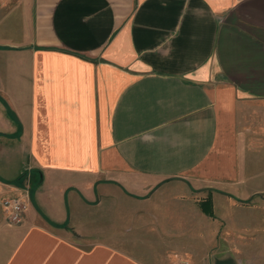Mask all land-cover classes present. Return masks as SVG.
<instances>
[{
  "label": "crops",
  "instance_id": "0c3cea01",
  "mask_svg": "<svg viewBox=\"0 0 264 264\" xmlns=\"http://www.w3.org/2000/svg\"><path fill=\"white\" fill-rule=\"evenodd\" d=\"M260 144L264 0H0V264H264ZM115 194L178 247L78 233Z\"/></svg>",
  "mask_w": 264,
  "mask_h": 264
},
{
  "label": "rangeland",
  "instance_id": "374dc122",
  "mask_svg": "<svg viewBox=\"0 0 264 264\" xmlns=\"http://www.w3.org/2000/svg\"><path fill=\"white\" fill-rule=\"evenodd\" d=\"M259 150L258 155H247V157L248 165H256L261 169L264 168L263 144H260ZM113 196V200L109 201L99 197L96 203L84 205L83 209L79 211L78 217L73 215V218L76 217L78 221L75 224L74 219L72 226L74 225L80 230L78 233L94 236L88 240L89 242L109 243L113 245L111 247L124 249L127 252L131 251L133 255L140 256L139 259L151 256L154 260H157V256L163 251L169 252V250L178 247L170 239L159 238L160 232L155 229L154 224H144V220L138 218L139 215L134 217L130 213H126V209L133 205H130L131 203L124 196L117 194ZM134 204L138 208L136 203ZM197 242H201V247H204L211 241ZM185 243L187 244V241ZM212 250L215 251V248Z\"/></svg>",
  "mask_w": 264,
  "mask_h": 264
},
{
  "label": "built area",
  "instance_id": "2783aa9c",
  "mask_svg": "<svg viewBox=\"0 0 264 264\" xmlns=\"http://www.w3.org/2000/svg\"><path fill=\"white\" fill-rule=\"evenodd\" d=\"M27 198L28 197H17L5 199L2 201V207L5 211L7 221L10 225L18 226L24 222L26 211L28 208Z\"/></svg>",
  "mask_w": 264,
  "mask_h": 264
}]
</instances>
